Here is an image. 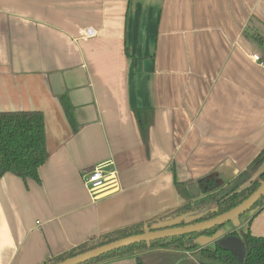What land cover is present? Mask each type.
<instances>
[{
	"label": "crops",
	"instance_id": "1",
	"mask_svg": "<svg viewBox=\"0 0 264 264\" xmlns=\"http://www.w3.org/2000/svg\"><path fill=\"white\" fill-rule=\"evenodd\" d=\"M253 53L264 63V0H0V111H40L49 152L38 182L0 177V264H39L172 213L188 203L175 182L198 191L215 175L227 189L264 148ZM135 109L152 112L146 143ZM98 164L118 188L93 197L82 174ZM255 212L195 242L264 236V204ZM150 252L177 253L97 264Z\"/></svg>",
	"mask_w": 264,
	"mask_h": 264
},
{
	"label": "trees",
	"instance_id": "2",
	"mask_svg": "<svg viewBox=\"0 0 264 264\" xmlns=\"http://www.w3.org/2000/svg\"><path fill=\"white\" fill-rule=\"evenodd\" d=\"M126 54L129 55L127 52ZM59 101L70 125L76 131L71 105L67 97L60 96ZM135 117L142 140L146 143L148 130L153 121L152 112L146 109H135ZM48 156L49 152L45 143L44 117L40 111H0V177L6 173H11L21 178L25 184L29 179L38 182V168L47 160ZM259 170L261 171L258 176L251 179V175ZM263 179L264 148L227 189L215 192L218 188L217 176L215 175H206L196 180L198 187V194L196 196L191 194L190 189L185 183L175 182L180 195L188 201L185 206L158 219L139 222L102 234L61 254L49 255L39 264H54L101 244L129 235L139 234L147 230L184 225L186 224L184 221L174 222L170 225L162 224L159 221L187 212L197 205L212 203L214 209L209 210L205 215L188 223L214 217L242 202L259 186ZM192 200L194 201L191 203ZM263 204L264 196L249 211L256 210L255 213H258ZM222 226H216L201 232L155 240L149 243L133 244L103 254L83 264H97L158 249L170 250L177 253L189 252L193 260L189 264H264V236H254L249 229L243 232L234 230L226 233L213 241V247L207 245L199 246L195 242L200 236H212ZM227 237H235L239 240L242 249L241 256L230 247L220 243V239ZM135 264H144V262L139 256H136Z\"/></svg>",
	"mask_w": 264,
	"mask_h": 264
},
{
	"label": "water",
	"instance_id": "3",
	"mask_svg": "<svg viewBox=\"0 0 264 264\" xmlns=\"http://www.w3.org/2000/svg\"><path fill=\"white\" fill-rule=\"evenodd\" d=\"M189 189L192 195L196 196L198 194V191L193 183L189 185ZM262 196H264V179L260 182L259 186L242 202L232 207L231 209L221 214H218L214 217H211V218H208L202 221L194 222V223H186L184 225L168 226V227H164L160 229L147 230L139 234L122 237L112 242L101 244L94 248L88 249L86 251H83L74 256L68 257L54 264H83L103 254L109 253L111 251H114V250H117L123 247L130 246L133 244L149 243L155 240L166 239L170 237L181 236V235L195 233V232H201V231L208 230L216 226L224 225L228 222H232V221L235 222L239 218V216L248 212ZM174 217H168L159 222L162 224L170 225L174 223V221H172ZM216 239L217 238L212 239V241ZM233 240L239 241L235 237H227V238L220 239V243L227 247H230L233 250L232 248V246L234 245ZM239 246L241 247L240 242H239Z\"/></svg>",
	"mask_w": 264,
	"mask_h": 264
},
{
	"label": "rangeland",
	"instance_id": "4",
	"mask_svg": "<svg viewBox=\"0 0 264 264\" xmlns=\"http://www.w3.org/2000/svg\"><path fill=\"white\" fill-rule=\"evenodd\" d=\"M192 203V202H191ZM209 210H212L211 203L210 204H202L194 206V208L189 209V211L184 212L180 215H177L172 219L174 222L184 221L186 223L191 222L192 220L205 215ZM248 213V212H246ZM245 213V215H247ZM244 217V214L239 216V218L235 222H228L224 224L220 229L226 232L227 227H236L238 221ZM234 241V240H233ZM199 245V244H198ZM209 247H213V243L206 244ZM205 244H200L199 246H206ZM233 250L241 256L242 250L239 246V241H234V245L232 246ZM155 251V250H153ZM143 262L145 264H189L192 260V256L189 252H179V253H162V252H150L145 255L143 258ZM113 264H135V258L127 257L124 259H120Z\"/></svg>",
	"mask_w": 264,
	"mask_h": 264
},
{
	"label": "built area",
	"instance_id": "5",
	"mask_svg": "<svg viewBox=\"0 0 264 264\" xmlns=\"http://www.w3.org/2000/svg\"><path fill=\"white\" fill-rule=\"evenodd\" d=\"M85 34L86 36H92L94 33L92 29H86ZM251 57L254 61L264 65L257 53H253ZM82 176L88 191L93 197L101 192L118 188L116 171L113 169H106V164H98L85 171Z\"/></svg>",
	"mask_w": 264,
	"mask_h": 264
}]
</instances>
